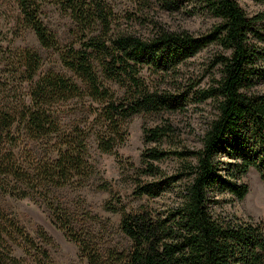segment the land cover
I'll list each match as a JSON object with an SVG mask.
<instances>
[{
  "label": "trees",
  "instance_id": "trees-1",
  "mask_svg": "<svg viewBox=\"0 0 264 264\" xmlns=\"http://www.w3.org/2000/svg\"><path fill=\"white\" fill-rule=\"evenodd\" d=\"M49 1L71 18L72 41L59 42L44 23L40 14ZM128 2L130 7L117 10L111 0H15L21 22L41 46L58 50L68 72L40 69L42 56L28 46L17 47L0 68V85H9L13 75L25 84L18 100L0 95V194L41 198L88 264H264V224L214 212L220 195L244 198L249 167L264 185V87H258L264 84V9L248 15L238 0ZM154 8L215 19L210 28L194 33L168 28L155 19ZM213 43L217 50L204 69L207 83L201 84L203 74L182 78L181 64ZM145 67L167 74L170 87L146 84ZM214 68L219 70L215 76ZM111 81L122 88L119 95ZM71 99L79 100L88 116L63 128L58 111ZM202 102L210 107L200 145L185 148L164 114ZM141 111L156 113L161 121L142 131L144 142L156 145L141 151L138 165L128 162L132 194L156 204L128 210L119 197L118 205L106 201L107 210L119 212L118 228L128 245H90L70 215L52 204L48 191L82 184L92 173L91 123H98L92 134L97 149L119 158L116 147L125 140L126 119ZM164 142L169 147H162ZM43 143L44 159L22 155V150L35 155ZM169 156L177 166L167 172L157 162ZM165 195L172 198L161 206ZM38 233L41 241L0 206V264H56L42 245L49 236Z\"/></svg>",
  "mask_w": 264,
  "mask_h": 264
},
{
  "label": "rangeland",
  "instance_id": "rangeland-1",
  "mask_svg": "<svg viewBox=\"0 0 264 264\" xmlns=\"http://www.w3.org/2000/svg\"><path fill=\"white\" fill-rule=\"evenodd\" d=\"M113 6L117 10H122L130 7L128 0H111ZM153 1V0H152ZM240 6L245 9L248 15L253 12L264 9V3L255 0H238ZM155 19L161 23L172 27H187L194 33H199L211 27L214 17H207L203 14L188 16L186 13L173 12L168 14L158 8H154ZM18 15L15 0H0V68L7 62L9 57L14 56L17 52V47L28 46L33 50L38 51L42 56V67L40 69H55L60 73L68 72L62 67L59 62L58 50L50 48L46 49L37 42V38L28 26L21 22ZM44 23L48 28L55 31L58 40L61 43H66L69 40L75 39L72 33L73 22L71 18L60 13L57 6L48 2L43 4L41 14ZM148 29L142 26V31ZM217 45L203 47L196 55L191 56L186 62L180 66L181 77L194 78L203 74L201 84L207 83L209 73H204L207 65V60L212 57L217 50ZM213 75H217L219 70L214 68ZM143 79L146 84L151 87H170V78L167 74L159 76L155 71L148 67L142 70ZM1 74V72H0ZM9 85H0V95L2 94L7 99L18 100L23 94L22 87L25 84H19V78L14 75L11 77ZM114 89L115 94L119 95L122 88L118 87L114 82H109ZM258 87H264L260 85ZM77 99L66 101L63 110L59 109V123L63 128H67L71 124L81 123L88 116L87 109ZM209 103L202 102L201 104L189 103L186 109L175 111L174 113H165L164 120L170 121L174 126L173 132L176 134L180 145L185 148H190L200 145V137L205 126L206 115L209 112ZM125 140L121 145L117 146L116 154L109 152L104 153L97 149L94 135L95 129L98 128V123H91V133L87 138L89 157L88 162L92 166V173L83 181L82 184L70 182L68 185L53 187L49 189L48 196L53 205L59 206L60 212L70 215L72 222L76 227V231L80 236L85 237L90 245L100 246H121L127 247L128 239L118 228L119 212L109 211L105 207L106 201L110 203L116 202L119 197L120 202L124 204L126 209L137 210L139 205L145 203L154 206L155 199L147 198L146 195L134 196L132 194L133 183L130 178L131 167L129 161L134 165L139 164L140 153L142 150L156 145L155 142H144L142 131L144 128H149L155 122L161 120L156 113L143 111L135 113L131 118L126 119ZM25 142L22 144V146ZM163 147H169L167 143L161 144ZM46 145L43 143L35 148L33 152L22 150V155L26 160L33 156L38 158L45 157ZM118 160L120 162H118ZM177 161L173 156L165 157L163 161L157 162L158 165L165 171H173L177 166ZM243 181L248 184L247 194L242 200H228L227 194L220 195L222 201L215 207L214 212L236 214L242 218L251 217L253 220L264 224V185L261 182L256 169L249 167L247 169ZM170 195H165L161 198L160 205H164L170 200ZM0 206L4 207L15 220H19L25 226L28 233L32 234L37 240L41 241L40 233H47L49 236L48 242H42L51 254L56 264H88L86 258L80 254L78 245L75 241L66 236L65 232L55 224L51 208L42 201L41 198H14L9 194H0ZM17 253H20L18 250Z\"/></svg>",
  "mask_w": 264,
  "mask_h": 264
}]
</instances>
